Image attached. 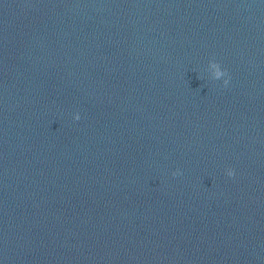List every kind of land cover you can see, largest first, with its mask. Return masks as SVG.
I'll list each match as a JSON object with an SVG mask.
<instances>
[{
	"label": "water",
	"instance_id": "obj_1",
	"mask_svg": "<svg viewBox=\"0 0 264 264\" xmlns=\"http://www.w3.org/2000/svg\"><path fill=\"white\" fill-rule=\"evenodd\" d=\"M0 264H264V0H0Z\"/></svg>",
	"mask_w": 264,
	"mask_h": 264
},
{
	"label": "clouds",
	"instance_id": "obj_2",
	"mask_svg": "<svg viewBox=\"0 0 264 264\" xmlns=\"http://www.w3.org/2000/svg\"><path fill=\"white\" fill-rule=\"evenodd\" d=\"M213 67H215L217 69L216 77H215L216 80H219V79H221V78H223V77L228 75L227 70H222L219 63H217V62L213 63ZM230 79H231V77L229 76L228 79L224 80V86L225 87H227V85L229 84ZM75 119L76 120L80 119V115L78 113L75 115ZM180 174H181L180 172L173 173L174 176L180 175ZM227 175L229 177H234L235 176V170L234 169H228Z\"/></svg>",
	"mask_w": 264,
	"mask_h": 264
}]
</instances>
